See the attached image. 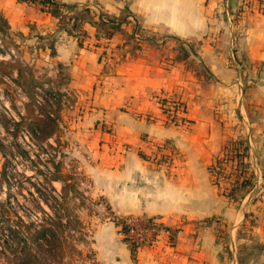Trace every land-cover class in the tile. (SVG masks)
Returning <instances> with one entry per match:
<instances>
[{"label": "crops", "instance_id": "1", "mask_svg": "<svg viewBox=\"0 0 264 264\" xmlns=\"http://www.w3.org/2000/svg\"><path fill=\"white\" fill-rule=\"evenodd\" d=\"M41 1L0 0V36L36 82L73 94L72 139L97 199L81 245L90 262L264 264V0H54L129 22L109 40L84 23L81 46ZM172 100L183 124L162 118ZM235 111L255 180L233 204L209 167ZM153 144L167 164L150 160ZM111 216L157 218L164 231L133 256Z\"/></svg>", "mask_w": 264, "mask_h": 264}, {"label": "rangeland", "instance_id": "2", "mask_svg": "<svg viewBox=\"0 0 264 264\" xmlns=\"http://www.w3.org/2000/svg\"><path fill=\"white\" fill-rule=\"evenodd\" d=\"M17 55L19 63L30 66L31 62H20L19 52ZM36 94L39 96L34 89L30 99L15 77L0 85V264H16L23 237L28 231L33 232L58 219L61 226L56 229L65 248L58 251L56 260L64 258L63 264H88L85 259L92 256L81 245L86 243L92 229L90 220L96 221L94 206L97 199L87 193L88 178L83 161L78 158L69 124L72 116L63 108H53L47 100V103L37 104ZM171 102L179 103L185 110L183 102L172 100L166 104ZM25 105L30 106L32 117L40 119H46L45 115L56 111L59 130L47 140H37L29 128L32 117H28ZM234 118L235 125L223 128L226 139L216 146L215 159L226 141L242 135L239 131H242L243 123L237 111ZM57 162H61L60 174L64 177L53 180ZM31 223L34 227L27 230ZM28 246L38 254V262L52 264V257L38 252L30 242ZM78 246L86 252L81 257L75 252Z\"/></svg>", "mask_w": 264, "mask_h": 264}, {"label": "trees", "instance_id": "3", "mask_svg": "<svg viewBox=\"0 0 264 264\" xmlns=\"http://www.w3.org/2000/svg\"><path fill=\"white\" fill-rule=\"evenodd\" d=\"M42 5L47 8V12L52 15L58 21V28L63 29L82 45L79 39L80 35H84L82 31V25L84 23H91L96 30V39L109 40L115 33L122 32L123 27L128 25V21L125 16L118 18L110 17L104 13L95 14L87 7L78 8L73 5H66L59 2H54V0H42ZM104 19V20H102ZM1 31V30H0ZM138 36H141V31H135ZM1 33V32H0ZM128 41L133 42V47L138 48V39L134 36V30L128 34ZM52 48V46H51ZM26 68V67H24ZM19 64L18 62H4L0 61V85L5 83V79H10L12 77L13 71L17 72L16 80L19 81L20 87L23 88L28 97L31 99V94L36 86H40L38 82L33 79V76ZM26 73V74H25ZM167 102H161V104H166ZM44 103H47L44 100ZM28 111L27 115L29 118L32 117V111L29 110L30 106L25 105ZM46 119H40L37 117H32L31 123H29V128L37 140L43 141L50 138L54 133H56L61 127L58 122V114L54 111L53 117L45 115ZM2 145L0 144V149ZM60 164L57 162L55 165V173L52 176L53 180H59L64 177L60 174ZM210 181L213 185L220 189L222 195L229 199L233 204H236L240 195L244 192L249 191L254 186V171L249 162V144L248 141L243 136H238L235 139H230L226 141L216 159L212 165L209 167ZM67 177V176H65ZM63 189V188H62ZM60 219L46 225H41L40 229L32 230L30 232V227H34V224H29L26 229L29 230L22 240V246L18 251V258L16 264H42L38 262V254L34 253L32 248L28 246V243H32L37 248L40 253L48 254L52 257V264H55L53 260L57 261L56 258L59 254L58 251L64 250V240L61 235L58 234L57 229L61 226L59 222ZM113 221L115 223L116 219ZM118 224V223H117ZM124 228L122 232H124ZM18 232H16L17 234ZM125 241L126 239L123 238ZM21 240V239H20ZM19 240V241H20ZM257 250L264 253V245L256 246ZM67 249H71L67 247ZM132 255L134 256V252ZM78 257L82 256V252L79 250L75 251ZM63 254V253H62ZM86 256V255H85ZM91 258L87 256L85 261H90ZM58 264H63L64 258L59 259ZM243 263V261H239Z\"/></svg>", "mask_w": 264, "mask_h": 264}, {"label": "built area", "instance_id": "4", "mask_svg": "<svg viewBox=\"0 0 264 264\" xmlns=\"http://www.w3.org/2000/svg\"><path fill=\"white\" fill-rule=\"evenodd\" d=\"M104 20V19H102ZM135 38L139 37L134 30ZM80 40L84 39V35L79 36ZM0 61L4 62H18V55L16 48L13 45H6L3 38L0 36ZM6 80V79H5ZM35 90L38 91L39 96L36 94V103L41 104L47 100L53 108H63L67 112L76 111V104L73 100V94L70 92H63L57 94L54 90H47L45 86H36ZM184 107L177 102L168 104H161V113L163 120L168 124H179L183 122ZM53 117V113H49ZM156 155L151 156L150 160L159 161L160 164H167L172 155L170 150L164 144H153ZM122 150H126L123 146ZM170 152V153H169ZM159 153V155L157 154ZM115 217L111 216L113 220ZM116 222L124 232H122L126 242L134 254L145 246H152L160 238L161 233L164 231L161 221L157 218H143L127 216L123 218H115ZM88 264H94L88 261Z\"/></svg>", "mask_w": 264, "mask_h": 264}]
</instances>
